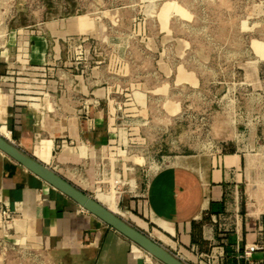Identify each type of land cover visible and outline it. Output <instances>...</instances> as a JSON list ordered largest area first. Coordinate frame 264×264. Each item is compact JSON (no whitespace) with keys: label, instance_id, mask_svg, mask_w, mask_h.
<instances>
[{"label":"crops","instance_id":"obj_1","mask_svg":"<svg viewBox=\"0 0 264 264\" xmlns=\"http://www.w3.org/2000/svg\"><path fill=\"white\" fill-rule=\"evenodd\" d=\"M95 24L81 16L11 23L0 11V133L123 218L120 207H144L147 224L187 264H264V156L239 143L176 156L135 194L111 189L114 175L120 182V87L96 64ZM90 54L75 70L76 56ZM0 208L18 214L0 237L38 248L49 264H163L2 151Z\"/></svg>","mask_w":264,"mask_h":264},{"label":"rangeland","instance_id":"obj_2","mask_svg":"<svg viewBox=\"0 0 264 264\" xmlns=\"http://www.w3.org/2000/svg\"><path fill=\"white\" fill-rule=\"evenodd\" d=\"M0 11L20 24L95 21L96 64L120 87L113 98L124 131L122 153L114 156L120 182L114 175L111 189L135 194L174 157L211 153L224 143L264 156V0H0ZM122 163L130 168L126 179ZM120 209L171 251L147 224L144 207Z\"/></svg>","mask_w":264,"mask_h":264},{"label":"water","instance_id":"obj_3","mask_svg":"<svg viewBox=\"0 0 264 264\" xmlns=\"http://www.w3.org/2000/svg\"><path fill=\"white\" fill-rule=\"evenodd\" d=\"M0 151L25 167L41 180L76 202L87 212L137 244L150 256L163 264H187L164 245L154 240L137 226L100 203L95 196L85 192L61 176L48 165L24 152L10 139L0 133Z\"/></svg>","mask_w":264,"mask_h":264},{"label":"built area","instance_id":"obj_4","mask_svg":"<svg viewBox=\"0 0 264 264\" xmlns=\"http://www.w3.org/2000/svg\"><path fill=\"white\" fill-rule=\"evenodd\" d=\"M74 68L78 70L79 62H82L83 68H87L86 60L81 56H76ZM83 72V70H82ZM18 214L8 208H0V228L8 233H11ZM38 248H34L28 244L12 242L4 237H0V261L5 264H12L16 261L17 264H49L43 260L42 255L37 252ZM179 258L181 256L175 254ZM250 249L245 251V256H250Z\"/></svg>","mask_w":264,"mask_h":264},{"label":"bare ground","instance_id":"obj_5","mask_svg":"<svg viewBox=\"0 0 264 264\" xmlns=\"http://www.w3.org/2000/svg\"><path fill=\"white\" fill-rule=\"evenodd\" d=\"M101 203V202H100ZM104 205V204H103ZM105 206V205H104ZM107 207V206H106ZM108 209H110L109 207H107ZM111 210V209H110ZM112 211V210H111ZM114 212V211H113ZM117 214V213H116Z\"/></svg>","mask_w":264,"mask_h":264}]
</instances>
